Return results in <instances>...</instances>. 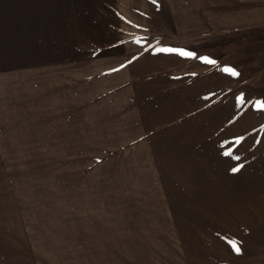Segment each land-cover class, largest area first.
Returning a JSON list of instances; mask_svg holds the SVG:
<instances>
[{"label": "rangeland", "instance_id": "374dc122", "mask_svg": "<svg viewBox=\"0 0 264 264\" xmlns=\"http://www.w3.org/2000/svg\"><path fill=\"white\" fill-rule=\"evenodd\" d=\"M259 37L252 0H0V264H264Z\"/></svg>", "mask_w": 264, "mask_h": 264}, {"label": "crops", "instance_id": "0c3cea01", "mask_svg": "<svg viewBox=\"0 0 264 264\" xmlns=\"http://www.w3.org/2000/svg\"><path fill=\"white\" fill-rule=\"evenodd\" d=\"M257 30H264V0H252V36ZM255 39L264 45V37Z\"/></svg>", "mask_w": 264, "mask_h": 264}, {"label": "snow or ice", "instance_id": "6c2138e0", "mask_svg": "<svg viewBox=\"0 0 264 264\" xmlns=\"http://www.w3.org/2000/svg\"><path fill=\"white\" fill-rule=\"evenodd\" d=\"M181 54H186V53H183V52H182ZM208 62L211 63L212 61H208ZM225 70L231 72L232 75H237V73L234 72V71H232L231 69H225ZM259 107L264 108V103H261V104L259 105ZM237 170H238V169H233V171H237ZM233 247L236 249V251H239V249L236 248L235 243H233Z\"/></svg>", "mask_w": 264, "mask_h": 264}]
</instances>
